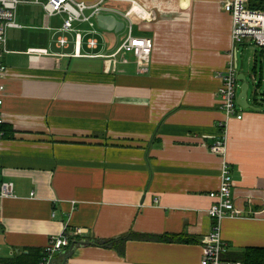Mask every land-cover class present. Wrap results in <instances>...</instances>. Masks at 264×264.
<instances>
[{
  "label": "crops",
  "instance_id": "0c3cea01",
  "mask_svg": "<svg viewBox=\"0 0 264 264\" xmlns=\"http://www.w3.org/2000/svg\"><path fill=\"white\" fill-rule=\"evenodd\" d=\"M229 1L106 2L132 16L136 36L154 41L146 75L131 57L115 66L103 58L117 51L124 29L102 30L95 19L94 34L77 23L78 41L61 31L65 16L47 25L42 5L19 6L21 28L7 32L3 58L1 180L14 185V196L0 206V264H39L65 228L81 231L67 264H201L213 223L209 196L221 182L222 160L210 147L226 121L219 75L233 50L232 17L223 9ZM62 36L65 48L57 43ZM92 38L96 49L87 45ZM242 47L247 63L238 48V77L247 78L249 103L260 110L239 109L243 119L227 123L243 217L222 222L223 259L235 262L248 249H264V49ZM166 235L192 242L158 240Z\"/></svg>",
  "mask_w": 264,
  "mask_h": 264
},
{
  "label": "built area",
  "instance_id": "2783aa9c",
  "mask_svg": "<svg viewBox=\"0 0 264 264\" xmlns=\"http://www.w3.org/2000/svg\"><path fill=\"white\" fill-rule=\"evenodd\" d=\"M114 0H102L96 5H88L85 2L75 0H48L41 3L40 0H0V142L6 137L3 130V120L1 117V107L4 103L3 94L5 85L3 79L7 73V66L3 63V58L9 53L7 49V32L10 29L21 28L17 23V12L20 5L36 4L42 5L45 11V23L48 25L51 18L65 16L61 31L66 34L76 33L78 41L82 35L75 29L77 23H85L90 26L96 34L95 19L98 15H110L124 23V37L121 40L117 51L107 57L109 65L127 62L131 57L135 60L139 74L146 75L150 71L152 56L154 51V41L150 38L139 37L134 34L135 22L129 13H124L118 9L106 5V2ZM251 0H230L223 9L232 17V43L233 50L229 55L230 61L227 69L219 75L221 80L220 111L225 114L226 121L220 122L218 138L210 147L213 154L218 155L222 160L221 182L219 188L210 193L213 200L208 215L212 220V230L204 238L202 243L201 264H242L230 260H224L223 255L228 251V245L222 238V222L225 219H235L243 217V212L236 209L233 197V177L231 166L227 160L228 142V121L232 118L242 120L243 115L239 112L242 108L238 105V94L240 82L237 73V52L240 46L252 45L259 49H264V11L252 10ZM91 11L90 15L87 12ZM58 46L65 48L69 44L68 39L62 36L58 39ZM87 45L91 49H96L98 41L89 39ZM33 54H46V51H30ZM3 170L2 156L0 154V206L2 202L14 196V185L1 180ZM81 231L70 234L65 228L60 236L53 237L45 248L39 264H54L56 256L67 251L75 240L73 235L80 234Z\"/></svg>",
  "mask_w": 264,
  "mask_h": 264
},
{
  "label": "water",
  "instance_id": "95a60500",
  "mask_svg": "<svg viewBox=\"0 0 264 264\" xmlns=\"http://www.w3.org/2000/svg\"><path fill=\"white\" fill-rule=\"evenodd\" d=\"M96 22L98 24V27L102 30L109 31V32H115V33H120L124 29V23L119 21L117 18L114 16L110 15H98L96 17ZM238 81L242 83L241 88H240V94L238 97V105L244 109H252V110H260L255 108L254 106L250 105L249 103V89L250 85L247 81V78L245 76H240L238 77ZM83 244V243H81ZM75 246L76 243H72L68 251L66 252V257L64 259L63 264H67L69 259L73 257L75 253Z\"/></svg>",
  "mask_w": 264,
  "mask_h": 264
},
{
  "label": "trees",
  "instance_id": "16d2710c",
  "mask_svg": "<svg viewBox=\"0 0 264 264\" xmlns=\"http://www.w3.org/2000/svg\"><path fill=\"white\" fill-rule=\"evenodd\" d=\"M250 8L252 10L264 11V0H251ZM3 130L6 132V137L8 136V132L4 126H2ZM159 241L165 242H176V243H186L189 244L192 242L191 239L186 237H182V235H166L158 237ZM120 243L125 242V240H120ZM74 243V240H72ZM97 244L99 246L113 245V241H98ZM242 264H264V249L261 248H251L245 251L243 257L240 259Z\"/></svg>",
  "mask_w": 264,
  "mask_h": 264
},
{
  "label": "rangeland",
  "instance_id": "374dc122",
  "mask_svg": "<svg viewBox=\"0 0 264 264\" xmlns=\"http://www.w3.org/2000/svg\"><path fill=\"white\" fill-rule=\"evenodd\" d=\"M122 34H125V33H122ZM243 46V45H242ZM242 46H240L239 47V50H240V52H239V55H238V60H239V62L241 63H243V62H245V63H247V57H246V54H247V52L246 53H244L243 54V49H245L244 47H242ZM249 47H251V48H257V47H255V46H252V45H249ZM258 50H260L259 48H257ZM240 89V88H239ZM252 95V90H251V92H250V96Z\"/></svg>",
  "mask_w": 264,
  "mask_h": 264
}]
</instances>
